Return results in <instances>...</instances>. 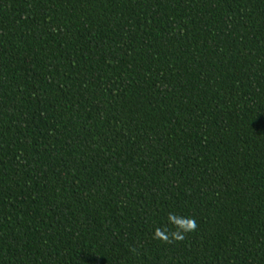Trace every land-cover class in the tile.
I'll return each instance as SVG.
<instances>
[{
	"label": "trees",
	"instance_id": "obj_1",
	"mask_svg": "<svg viewBox=\"0 0 264 264\" xmlns=\"http://www.w3.org/2000/svg\"><path fill=\"white\" fill-rule=\"evenodd\" d=\"M0 264H264V0H0Z\"/></svg>",
	"mask_w": 264,
	"mask_h": 264
},
{
	"label": "clouds",
	"instance_id": "obj_2",
	"mask_svg": "<svg viewBox=\"0 0 264 264\" xmlns=\"http://www.w3.org/2000/svg\"><path fill=\"white\" fill-rule=\"evenodd\" d=\"M169 219H173V217H169ZM175 225L178 227L176 230L172 233H170L172 239L175 240H180L183 239L184 235L187 234L188 232L195 231L197 225L192 218H181V219H176L175 220ZM155 237H160V230L155 231Z\"/></svg>",
	"mask_w": 264,
	"mask_h": 264
}]
</instances>
